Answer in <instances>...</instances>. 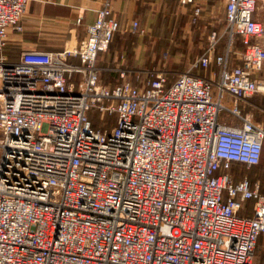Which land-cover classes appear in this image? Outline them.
<instances>
[{"label": "built area", "instance_id": "built-area-1", "mask_svg": "<svg viewBox=\"0 0 264 264\" xmlns=\"http://www.w3.org/2000/svg\"><path fill=\"white\" fill-rule=\"evenodd\" d=\"M33 1L0 0V264H255L264 194L232 167L258 166L264 145V121L240 109L264 95L257 0H224L221 54L212 33L171 83L124 65L116 85L97 65L119 31L108 6L76 48L8 59L9 30L22 32ZM177 1L195 22L200 1ZM92 114L114 126L95 129ZM248 201L251 217H238Z\"/></svg>", "mask_w": 264, "mask_h": 264}, {"label": "crops", "instance_id": "crops-1", "mask_svg": "<svg viewBox=\"0 0 264 264\" xmlns=\"http://www.w3.org/2000/svg\"><path fill=\"white\" fill-rule=\"evenodd\" d=\"M105 6L110 8L119 23V31L109 49L99 53L97 58L98 67L105 70L102 78L105 84H118L116 69L124 65L132 71L164 70L174 76L186 71L203 54L200 55L199 51L203 49V44L194 42L192 46L187 45L191 52L187 49V52L176 51L171 55V64L174 66L168 64L166 69V64L163 68L155 64L157 58L151 51L154 40L166 39L167 32L180 27V9H187L180 6L177 0H36L27 7L21 21L22 32L9 30L8 45L4 53L10 61H16L24 50L61 52L64 48H76L84 39L87 26L94 23L97 12ZM133 22L138 23V31L131 38L130 27ZM69 62L76 65L80 63L75 57L69 58ZM193 72L209 76L217 74L218 69L212 65L207 71L195 69ZM133 74L128 76V80L135 84ZM141 76L148 79L145 74ZM168 80L171 81L170 78ZM105 121L108 122L104 119V123ZM104 125L107 127L103 129L110 130L114 123ZM236 178L238 181L241 179ZM255 182L259 183L264 194V168L256 173ZM251 206L252 203L246 202L237 216L251 217ZM262 240L264 241V236Z\"/></svg>", "mask_w": 264, "mask_h": 264}, {"label": "rangeland", "instance_id": "rangeland-1", "mask_svg": "<svg viewBox=\"0 0 264 264\" xmlns=\"http://www.w3.org/2000/svg\"><path fill=\"white\" fill-rule=\"evenodd\" d=\"M201 12L199 17L195 22L192 21V10L191 8H181L180 12V27L174 31L167 32L168 35L166 39H162L161 41L154 40V44L152 45V52L156 55L157 58L155 64L159 68H163L164 65L166 69L169 67L168 64H171V55H173L176 51L179 53L180 51L187 52L190 51L188 46H192V44L200 42L203 44V49L199 50L200 55L204 53L208 46V40L212 33H216L219 36V42L217 45V51H221L224 49L228 43V36L225 32V20H224V0H199ZM256 20L264 21V0H257L256 12L254 15ZM132 34L130 37L132 38ZM130 38V39H131ZM236 39V38H235ZM156 41V43H155ZM233 44L236 46L235 48H240V43L237 40H234ZM236 51H241L236 50ZM191 52V51H190ZM193 56V55H192ZM233 57H237L235 54ZM198 58V57H197ZM196 60V59H195ZM194 60V61H195ZM160 61V63H159ZM171 66H174L171 64ZM104 72L101 75V78L104 77ZM175 75H169L170 80L174 79ZM240 109L243 114H249L251 116V120L255 123H260L264 121V95L256 94L252 98L248 99L246 103L240 104ZM223 120L225 123L234 122L230 118L227 117V112H223L222 114ZM91 118L93 119V126L95 129H103L105 126L100 121L98 115L92 114ZM257 167V166H256ZM250 167L244 165H233L232 173L235 177V180L238 181L236 177L242 178L247 176L251 183H256V173L257 168ZM248 203H252L248 201ZM249 207V206H248ZM256 246L255 249V264H264V242Z\"/></svg>", "mask_w": 264, "mask_h": 264}, {"label": "trees", "instance_id": "trees-1", "mask_svg": "<svg viewBox=\"0 0 264 264\" xmlns=\"http://www.w3.org/2000/svg\"><path fill=\"white\" fill-rule=\"evenodd\" d=\"M186 8H189V6H187ZM190 8H191V7H190ZM190 8H189V9H190ZM116 34H117V32L114 34L112 41L114 40ZM235 38H236V39H235ZM234 40H237V41H239V43H240L239 38H237V37L234 36V37H233V41H232V46H231L232 51H236V50H239V49L242 51V50L244 49V47L242 46V44H241V43L239 44V45H240V48H235L236 46L233 44ZM112 41L110 42V44H109V46H108V49H109V47H110ZM108 49H107V50H108ZM222 52H223V49H222L221 51H217V54H221ZM171 82H172V80L169 81V83H171ZM91 119H92V118H91ZM92 121H93V119H92ZM92 123H93V122H92ZM107 125H108V122H107ZM256 168H257V172H259V169L264 168V145H263V150H262V155H261V161H260L259 165H258ZM262 236H264V235L259 236L257 243L259 242V244H261L262 242H264V241L262 240ZM257 245H258V244H256V246H257Z\"/></svg>", "mask_w": 264, "mask_h": 264}]
</instances>
